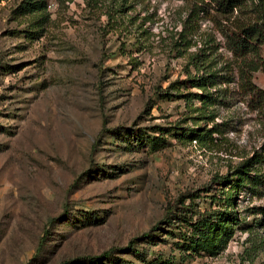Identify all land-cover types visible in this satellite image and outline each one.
Segmentation results:
<instances>
[{
	"label": "rangeland",
	"instance_id": "rangeland-1",
	"mask_svg": "<svg viewBox=\"0 0 264 264\" xmlns=\"http://www.w3.org/2000/svg\"><path fill=\"white\" fill-rule=\"evenodd\" d=\"M29 1L0 0V264H264V196L218 183L264 143L243 89L264 74L233 66L221 35L257 0ZM202 72L217 84L185 83ZM221 192L251 226L217 255L186 250Z\"/></svg>",
	"mask_w": 264,
	"mask_h": 264
},
{
	"label": "trees",
	"instance_id": "trees-1",
	"mask_svg": "<svg viewBox=\"0 0 264 264\" xmlns=\"http://www.w3.org/2000/svg\"><path fill=\"white\" fill-rule=\"evenodd\" d=\"M211 1L214 3L215 8L223 14L232 13L236 8L241 9L242 5L241 0ZM27 3L25 10L27 13L42 11L46 8L44 0H31ZM200 11H203V9L196 2L193 4L189 16L195 15L197 17ZM251 13L252 15L247 16L244 22L235 24L232 29L222 30L221 35L226 41L228 51L234 56L233 66H240V68L244 66L252 71L260 70L264 74V0H257ZM197 58L194 57L193 59L196 60ZM195 60L193 62L194 66H204L200 59ZM243 79V89L247 96L259 107L264 108V89L252 84L250 78L245 77ZM223 82H227V80ZM185 83L193 88H212L217 84V74L202 72L196 78L185 80ZM194 96L204 105L215 103L214 98L209 93ZM198 131L199 129H196V132ZM216 131V126H214L204 134L192 132V138L202 139L206 133ZM262 166H264V143L260 150L255 151L253 156L235 166L230 175L220 176L218 183L226 185L233 193H239L246 189L252 195L264 196V171H260ZM192 195V192L188 193L184 198H191ZM211 198H213V203H216L217 207L206 212L197 213L196 220L190 222L189 225L191 226L187 228L189 234L184 233L182 235L185 237L183 244L186 250H191L196 254L204 253L214 256L226 247L236 228L242 229L251 225L243 221L240 222L238 219L236 212L232 209L235 203V198L232 195L221 192V195L219 194L220 199L216 198V194L211 195ZM172 214V207H168L163 220H169ZM257 222L261 224L262 220ZM131 246L132 244L129 243L128 247L123 249L133 250Z\"/></svg>",
	"mask_w": 264,
	"mask_h": 264
}]
</instances>
